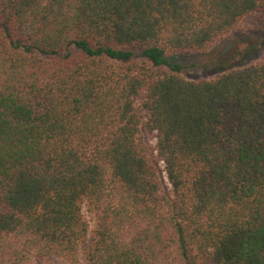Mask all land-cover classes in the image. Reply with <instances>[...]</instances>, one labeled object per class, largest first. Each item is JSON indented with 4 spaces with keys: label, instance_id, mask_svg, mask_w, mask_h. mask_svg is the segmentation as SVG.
I'll return each instance as SVG.
<instances>
[{
    "label": "trees",
    "instance_id": "1",
    "mask_svg": "<svg viewBox=\"0 0 264 264\" xmlns=\"http://www.w3.org/2000/svg\"><path fill=\"white\" fill-rule=\"evenodd\" d=\"M256 12L0 0V264H264V58L190 79L175 57Z\"/></svg>",
    "mask_w": 264,
    "mask_h": 264
},
{
    "label": "rangeland",
    "instance_id": "2",
    "mask_svg": "<svg viewBox=\"0 0 264 264\" xmlns=\"http://www.w3.org/2000/svg\"><path fill=\"white\" fill-rule=\"evenodd\" d=\"M175 57L186 64L183 70L190 79L213 78L224 68L240 67L264 58V12L248 16L235 32L216 43L205 52L188 50ZM223 63V65H220ZM153 143L154 137H148ZM87 215H89L86 212ZM91 219V229L94 221ZM92 238V233L91 237ZM32 264H69L58 255L39 256L31 254Z\"/></svg>",
    "mask_w": 264,
    "mask_h": 264
}]
</instances>
